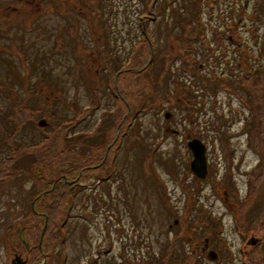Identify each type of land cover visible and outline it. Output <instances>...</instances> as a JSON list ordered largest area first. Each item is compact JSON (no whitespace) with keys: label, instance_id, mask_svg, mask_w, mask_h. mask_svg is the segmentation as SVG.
Masks as SVG:
<instances>
[{"label":"rangeland","instance_id":"1","mask_svg":"<svg viewBox=\"0 0 264 264\" xmlns=\"http://www.w3.org/2000/svg\"><path fill=\"white\" fill-rule=\"evenodd\" d=\"M94 2L0 0V58L4 54L16 64L0 73L13 80L17 92L12 98L7 89L0 91L13 108L10 117L0 114V264H12L15 253L45 264H167L160 259L181 260L182 243L189 253L200 252V264H256L255 250L264 235V113L262 82L244 76L254 68V58L249 56L246 68L239 60L234 63L242 76L234 80L241 82L235 86L240 92L225 79L232 74L226 63H216L205 52L195 54L204 63L200 74L214 78H200L193 67H178L180 61L166 63L197 82L195 92L203 101L187 107L167 78L162 92L153 86L160 85L166 75L160 73L161 65H167L161 46L155 49L160 60L149 68L153 47L137 23L146 0H106L100 12ZM254 2L203 0L205 11L193 20L206 27L200 30L205 42L212 40L204 44L215 45L214 36L223 37L219 26L234 21L264 62V13L255 12ZM122 9L127 11L122 14ZM145 21L155 46L156 37L164 42L165 21L157 26L148 17ZM168 46L172 57L179 55ZM201 46L197 48L203 50ZM231 49L227 43L223 56ZM120 57L127 63L117 72ZM153 70L158 82L147 77ZM208 118L218 121L211 125ZM10 127L19 132L8 137ZM38 133L45 136L41 142H35ZM196 137L206 146L203 179L189 166L187 142ZM150 155L155 178L147 165ZM122 166L132 167L137 177L136 186L128 187L132 212L115 190L118 182L123 185ZM103 177L112 184L111 198L105 196L101 206L91 204L81 194L90 195L94 187L106 195ZM68 186L75 188L70 197ZM201 204L220 220L211 232H204ZM170 239H176L178 249L162 257ZM190 258L184 263L191 264Z\"/></svg>","mask_w":264,"mask_h":264},{"label":"trees","instance_id":"2","mask_svg":"<svg viewBox=\"0 0 264 264\" xmlns=\"http://www.w3.org/2000/svg\"><path fill=\"white\" fill-rule=\"evenodd\" d=\"M90 1L94 2L93 0H90ZM176 1H177V3H180L179 6L176 5L175 1H171V0H146L145 7L142 8L140 10V12L138 13L137 23L140 26L139 32L144 37L146 36V32L144 30L146 17H148L150 23L154 24V26L162 24L163 21H165V25H166V40L164 42H160V37L157 38L155 36L156 37V43H157L155 46V41L152 39L153 45H154V47H153L154 54L151 58V62H150L151 64L149 63L150 64L149 68L154 63H158V61L160 60V58H158L159 55L155 52V49L160 50V47L162 46L160 51L162 52L161 54L163 55V58H164V60H162V61L165 64L169 63L170 65H172L176 61H180L178 67H182V66H187V68L193 67L194 71L193 70L192 71L194 72L195 75H199L200 78H202L204 76L205 77L211 76L210 73L205 74V75L200 74L201 73L200 71H204V68H203L204 63H201V60L199 58H197L195 56V54H198L199 51L203 52V53L205 52L207 54V57L215 58L214 59L215 62L219 61V64L232 63V65L234 66V63H235L234 59L238 55L241 57L244 54V51L241 48V46L244 44V46L247 47V49L250 50V53H251L247 57L252 56L254 58V61H255L254 63H251L248 60L252 65H255V66L253 69L249 68L248 72L246 74H244V76L249 75V77L250 76L257 77V79L260 80V82L264 81V62L261 61L260 55L255 56L253 51L250 49L248 42L245 41V39L241 36L240 33L238 34V29L236 28V23H234L232 26H230L228 24V21H224V23H225L224 28H222L223 27L222 25L219 26L221 29V32L223 34V37L219 38V36H217V38H216L214 36L213 40L216 41L215 45L214 44H212V45L211 44H204V43H211L212 40H208L207 42H205L206 33H202V31H200V30L205 29L206 27L204 26V27L200 28L201 25L197 24V22H194V20H193L195 15H197V14L199 15V13H204L205 10L200 5L203 2V0H176ZM252 1H254V0H247L246 4L248 5V3H252ZM147 3H149V5ZM94 4H95V7L97 9V12H98V10L100 12V10L102 8H104V6H107L106 0H98V2H94ZM253 5H255V12L264 13L263 12L264 0H255ZM148 6H149V8L147 9ZM126 11H127L126 9H122L121 13L124 14V12H126ZM153 11H156L155 15H153L151 13ZM188 18H192V19H188ZM225 18H226V20H229V16L226 15ZM102 20L104 23V18L102 19V16H101V21ZM187 25H189L188 28H187ZM210 27H211L210 30L214 32L213 26L210 25ZM68 31L73 35L76 43L80 44V40L78 38L79 36L74 34L71 26H68ZM234 33H237L236 36H234ZM149 36H151V35H149ZM145 39L147 40L146 37H145ZM223 39H226V40H223ZM241 41L243 42V44ZM151 43H152V41H151ZM168 43H170V45L172 44L174 47H176L175 50L178 51L177 52V53H179L178 56L172 57L174 54L172 52H170L171 46L169 47ZM227 43H229V46H231V48H234V49H231L229 54L226 57H224L223 53L226 51V44ZM224 44H225V46H224ZM198 46L203 47V50H201L200 48L198 49L197 48ZM227 49H229V48H227ZM232 53H233V55H232ZM230 54L232 55L231 58H230ZM262 54L264 56V49L262 50ZM1 55H3L0 58L1 63H2V66H0L1 71L4 70L6 68V65L9 63L13 67L16 66V64H13L12 62H10L8 60V57L6 55H4V54H1ZM170 55L172 57V59H171L172 62H168V60L170 59ZM117 56H119V55H117ZM116 62H119V65L116 66V68H115V69H117V71L125 63H127V62L121 63V57H120V59H116ZM169 64L168 65L166 64L167 68H165V66L163 64L161 65V72L160 73L166 74V75L164 76L160 85H159V83H157L156 85H153L154 87H156V90L158 92H162L161 91L162 86L164 85L165 79L167 78L169 83H173L174 88L179 90V95H181L180 99L183 100L184 103L188 104L187 107L188 106H195L196 107L199 104H201V102L203 101L202 95H198L195 92L196 88H194L195 86H197V82L193 78L189 80V79H185L184 77H181L180 74L173 71L172 67L169 66ZM195 66H197V67H195ZM194 68L196 69V71ZM197 69H198V71H197ZM238 69L234 66V69H233L234 72L231 75H227V77H225V79H228L230 86L234 90H236V92H240V90L236 89L235 86H239V84L241 82L240 81H234V80L242 77L241 73L239 72ZM5 73H7L6 70H5ZM156 76H157V74L155 73V70H153V71H150L149 76H147V77L149 80H153L155 82L156 81L158 82V79ZM196 77H198V76H196ZM211 78H214V75H212ZM240 80H241V78H240ZM4 83H6V85ZM37 83H40V81H38ZM12 86H14L13 80L10 78L6 79L0 73V91H2V90L6 91L5 89H7L6 93H9V95H11V97L15 96L14 94L17 92L15 89L12 88ZM242 86H244V85H242ZM199 89H204V88L201 87ZM247 92L249 93L247 101L250 102V92L249 91H247ZM201 94H203V93H201ZM192 97H197V98L199 97L200 99H198L194 102L191 100ZM4 98L7 99L6 96L1 95V93H0V114H2L5 118H7L8 116L10 117V113L12 112L13 108L11 107L9 109ZM44 99H46V97H44ZM261 104H262V111L264 113V88H263V85L261 87ZM208 119H209V124H211V125L213 124V122L218 121L217 118H208ZM224 124L225 123L221 124L220 128H222L224 126ZM11 127L6 131L7 135H9L8 137L19 132V131L18 132L16 131L15 127H13L12 129H11ZM10 132L12 133L11 135H10ZM38 136H40V137H38L35 142H41L45 138V136L41 133L40 134L38 133ZM118 170H119V175H120V178L122 180L121 182L123 183V185L120 183V187H119V182H118L115 190L117 192L121 193V198H122L121 204L126 205L124 208L128 209L129 212H132V211H134L135 208L133 206V203L131 202V198L129 197L130 189L128 187H130V183H131V185L136 186V182L134 181V178H137V177H136L134 169L130 166H127V167L122 166ZM127 172H128V174H127L128 177L124 178V174ZM105 179L106 178L103 177V179H101V181H103L102 192H105L106 195H104L103 193H99L100 195H102V196H100L98 194L96 188H94V187L89 188V191L91 192L90 195L88 194V191L81 194V196L86 197L88 200L91 199V202L88 200H87V202H85L87 205L90 203L91 204L94 203V204L101 206L102 204H104V202H106V199H107L106 197H108V199L111 198V190L113 189L112 184H111V182H108ZM128 179H129V181H128ZM231 181L229 182V184H232ZM107 185H108V187H107ZM74 189H75L74 186H68V188L66 189V194L68 197H70L71 194H73ZM78 193H76V194H78ZM122 195H123V197H122ZM115 200L117 201V203H120V198H119V200L117 198H115ZM114 204L115 203H113L112 205H114ZM97 205H95L94 207H96ZM199 208L201 211L199 213H202V215H201L202 219H203L204 223L206 224V229L204 232H207L208 230H209V232H211V228L215 229L217 224L220 223V220L214 219V215L210 211H207V209L204 208L202 206V204L199 206ZM202 210L205 212V214L202 212ZM173 223H175V222H173ZM207 225L211 226L210 229H208ZM195 232L201 233V229L199 231L197 230ZM125 234L127 235L126 232H125ZM213 235H214V233H213ZM174 242H176V239L171 240L170 244L169 243L167 244L165 249H167V248H170V249L164 250L163 252H161L162 257L165 254L166 258H167L168 255H173L175 253V251L178 249V244L177 243L175 244ZM178 252H179V250H178ZM180 252H181V254L178 255V257H180L181 260H179V258H177V259L167 258V260L170 261V264H172V263L173 264H185L184 260H188L190 256H191L190 261H192L191 264H196V262H198L197 264H200L199 260H201V257H199V260H198L195 257V254L189 253L190 251L185 247L184 243L181 244ZM188 255H189V257L185 258V256H188ZM221 256H223V255H221ZM196 259H197V261H196ZM160 260H163L164 262H167V264H169V262L166 259H160ZM233 262H235L234 259H233ZM256 264H259V263L256 261Z\"/></svg>","mask_w":264,"mask_h":264},{"label":"water","instance_id":"3","mask_svg":"<svg viewBox=\"0 0 264 264\" xmlns=\"http://www.w3.org/2000/svg\"><path fill=\"white\" fill-rule=\"evenodd\" d=\"M192 152V160L190 161V169L200 178H204L206 174V161L204 155V145L200 140L194 138L187 143ZM44 228L42 229V232ZM21 241L28 248V244L23 236H20Z\"/></svg>","mask_w":264,"mask_h":264},{"label":"flooded vegetation","instance_id":"4","mask_svg":"<svg viewBox=\"0 0 264 264\" xmlns=\"http://www.w3.org/2000/svg\"><path fill=\"white\" fill-rule=\"evenodd\" d=\"M24 249H26L24 247ZM28 250H30V248H28ZM27 251V249H26ZM36 259V256H31V255H28V256H25V257H21V256H18L16 253L14 255V257L12 258V264H45L44 261H35Z\"/></svg>","mask_w":264,"mask_h":264}]
</instances>
